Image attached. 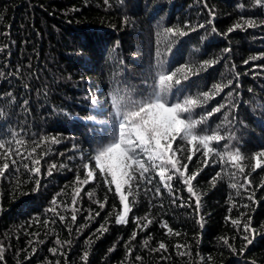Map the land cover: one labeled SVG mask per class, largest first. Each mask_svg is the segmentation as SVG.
<instances>
[{"label": "trees", "instance_id": "trees-1", "mask_svg": "<svg viewBox=\"0 0 264 264\" xmlns=\"http://www.w3.org/2000/svg\"><path fill=\"white\" fill-rule=\"evenodd\" d=\"M109 5L104 0H0V110L4 113L0 134L6 140H24L21 145L6 143V147H18L25 155L33 142L40 143L34 156L41 159L38 189L23 167L25 163L33 167V157H16L17 165L10 164L0 177V264H264V160L253 171L255 160L251 159L264 150V7L253 6L251 0H109ZM241 17L255 20L256 26L228 33L237 22H243ZM185 24L195 31L184 29L188 35L170 38L169 49L162 29L184 28ZM200 24L204 27H198ZM227 48L231 51L225 52ZM157 51L167 58L169 69L219 61L182 81L189 94L233 81L231 88L210 100L205 109L225 102V94L240 85L233 92L238 106L235 119L221 134L232 132L239 138L241 152L248 157L239 163L246 165L244 175L249 176L251 186L247 192L240 189L238 196L230 187L237 182L231 175L236 169L230 163L222 164L214 154L204 167L201 148L190 163L183 161L188 163V173L200 170L193 181L200 199L198 214L196 197L186 191L182 177L175 175L170 182L176 194L173 202V195L156 175L158 169H150L152 183L139 181L137 176L135 195L129 197L135 203L128 223L117 225L119 199L97 172L94 181L82 186L73 223L71 199L79 187L76 177L85 176L82 163L96 147L94 138L99 140V125L90 117L95 116L97 122L111 119L109 96L118 83L143 91L155 74ZM93 99L98 105H93ZM202 111L196 109V113ZM222 121L223 114L216 113L207 126L211 129ZM51 137L59 142L53 143ZM225 143L228 141L213 142L212 146L222 151ZM177 145L185 148L184 156L191 148L179 138L173 147ZM3 162L0 159V165ZM218 172L220 176L213 180ZM238 182L244 183L243 176ZM54 198L57 212L66 217L63 222L49 211ZM105 198L107 203L100 210L96 201ZM90 211L100 215L87 219ZM134 217H147L151 223L140 231ZM201 217L202 227L198 223ZM249 217L256 231L248 233L252 243L241 252L246 243L242 240L243 223ZM232 219L241 224L233 225ZM105 221L108 231L100 235L96 229ZM164 221L172 233L161 226ZM133 231L137 236L128 256L125 242ZM69 240L71 244L64 243ZM160 242L167 250L153 251ZM54 247L57 254L50 251ZM85 251L87 261L82 259Z\"/></svg>", "mask_w": 264, "mask_h": 264}, {"label": "snow or ice", "instance_id": "snow-or-ice-1", "mask_svg": "<svg viewBox=\"0 0 264 264\" xmlns=\"http://www.w3.org/2000/svg\"><path fill=\"white\" fill-rule=\"evenodd\" d=\"M105 5H109V0H104ZM253 6L264 7V0H251ZM110 6V5H109ZM210 14L214 16V13ZM241 22H237L232 28L228 29V33H231L235 29H240L245 26L254 27L256 22L253 19L245 20L241 17ZM127 22V18H125ZM212 21H209L211 24ZM198 27L203 28L204 25L200 24ZM184 29H189L190 31H195L194 27L188 24L184 25V28L180 27H164L162 29V36L165 37L166 42L169 44V49L171 46L170 38L182 37L188 35V31ZM213 31L215 28L213 27ZM225 52H230L231 49L227 48ZM162 54L157 51L155 53V74L150 83H146L143 91H138L136 86L128 85L125 82V86H120L116 84L109 96V111L111 113V119L107 121H96V117H90L94 123H98L99 128L97 135L99 140H95L94 143L96 147L93 149V153L89 154L87 161H84V157L81 156L82 167L85 170V176L83 179L79 175L76 177V183L79 187L75 188L72 193L71 199V209L72 214L70 216L71 222H75L77 219V197L82 190V186L94 181L96 179L97 172L99 173L101 179L108 186V191L113 192L115 196L118 197L121 210L115 214V223L117 225H126L128 223L129 213L132 211V205L135 200H129L130 196L135 195L133 191V182L137 181V176L139 181H146L148 184L152 183L153 176L149 175L150 169L157 170L156 175L159 176L160 183L165 189L168 190L174 197L173 202H175L176 194L173 192L171 181L173 176L179 175L182 177V183L186 186V191L191 195V197H196L194 204L197 214L200 208V199L197 195L193 181L196 180L199 175V171H194L188 173V163L193 159L198 151L203 149V165L207 167L209 160L212 159L210 154H214L219 157L220 162L230 163L233 168L236 169L233 172L232 178L237 179V182L231 183L230 187L236 189V194L240 195V189L245 192L248 191L251 186V180L249 176L244 175L246 165L239 163L248 159L241 152L239 146V138L236 137L232 132H228L227 135H222L221 130L225 128L226 125L233 123L235 119V110L237 109V104L234 101L233 92L240 87L236 84V89L225 94V102H218L210 110L205 109V105L209 103L210 100L214 99L216 96L220 95L225 88H231L233 84L232 80H228L226 83H216L212 85L209 90L200 91L195 94H189L186 87L182 86V81L189 80L190 76L198 75L201 70L206 69V67L211 66L218 60H204L203 62H193L192 64L185 63L182 66L174 67L169 69L167 58H161ZM252 60L257 59V57H251ZM249 61L246 60L247 64ZM238 76V74H237ZM251 91V89H249ZM237 95L239 93L237 92ZM26 103V101H25ZM93 105H98V101L93 99ZM200 108L203 111L196 113V109ZM226 110V111H225ZM216 113L223 114V121L216 124L214 128H208L209 119ZM232 116V119L229 117ZM4 117V113L0 110V118ZM110 125V126H109ZM203 126V127H201ZM11 135V133L9 134ZM186 142L191 145L188 149V154L184 156L185 148L182 145L176 144L177 139ZM48 138L45 137L44 140ZM227 140L228 143L222 145V151L218 147H213V142L217 145L221 141ZM237 141L233 145L232 141ZM53 143H58L56 137H51ZM6 143L11 145L15 143L16 145H21L25 143L24 140L13 138L11 140H6L3 134H0V159L4 162L0 165V177H3L10 167V164L16 166L18 161L16 157H22L24 160L33 157L30 163L33 167H29V164H23V167L30 173L33 180L35 188H39L41 174V159L34 156L37 149L40 147V143L33 142V146L30 152L26 155L22 153L19 148L13 149V147H6ZM199 145V147L197 146ZM225 153H227V159L225 158ZM46 154V153H45ZM251 159L255 160V164L252 165V170L255 171L257 168L261 167L262 160H264V150L258 151L254 154ZM186 160L188 163H184ZM215 163V161H213ZM55 168L56 165L51 166ZM223 170V168H222ZM16 172H19L18 167L15 168ZM171 174H167L168 172ZM48 175H51L49 170ZM220 176L217 173L215 180ZM243 176L244 183L240 184L238 178ZM19 183V181H18ZM114 185V190L113 186ZM139 188V183L136 184ZM157 195L160 194V188L155 189ZM89 198H91L92 193H88ZM254 193L248 196L251 200ZM99 205L100 210H103L107 199L104 201H96ZM53 207L49 209L60 221H64L66 217L57 212V201L54 198L51 201ZM183 206V202L181 203ZM192 207L191 204L188 205ZM67 207V206H66ZM243 207H248V205H243ZM100 212H89L87 219H93L99 216ZM134 222L137 225V229L142 231L147 227V224L151 223L147 217H134ZM228 219H231L229 217ZM144 221L141 223V221ZM198 223L203 226V217L200 218ZM231 223L233 225H240L241 221L239 219H232ZM163 228L167 229L168 233H172L173 229L169 227L167 221H164L161 225ZM107 221L101 224L96 232L102 235L107 232ZM255 229L251 227V218L243 223L242 240L246 243L242 246L241 252L245 251L248 244L252 243L249 239L248 233H255ZM38 236V233L35 234ZM175 235L179 236L180 233L176 232ZM137 236V231H133L129 240L125 242V248L127 249V255L130 256L133 249L131 247V241L135 240ZM66 244H71V241H65ZM224 243L232 250L236 249L228 244L227 239H224ZM56 244L60 245L61 241L56 240ZM147 244V241H145ZM177 247H184L183 245H177ZM3 246L0 245V253H2ZM112 250H115V246ZM167 250L166 244L160 242L157 249L153 251ZM50 251L53 254H57V248H52ZM63 254V253H60ZM183 254V253H182ZM2 258V257H0ZM88 253L85 251L83 253L82 259L87 261ZM141 257H135V260L139 261ZM57 264L59 262L57 261ZM125 264V262H122Z\"/></svg>", "mask_w": 264, "mask_h": 264}]
</instances>
